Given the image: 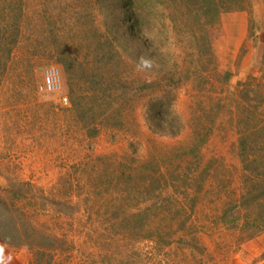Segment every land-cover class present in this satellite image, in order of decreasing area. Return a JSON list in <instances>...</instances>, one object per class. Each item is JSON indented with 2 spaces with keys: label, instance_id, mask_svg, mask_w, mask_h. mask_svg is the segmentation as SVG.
<instances>
[{
  "label": "rangeland",
  "instance_id": "obj_1",
  "mask_svg": "<svg viewBox=\"0 0 264 264\" xmlns=\"http://www.w3.org/2000/svg\"><path fill=\"white\" fill-rule=\"evenodd\" d=\"M19 2L20 40L10 55L11 46L0 48V186L32 185L22 187L35 204L26 212L66 243L52 264H190V252L204 264L251 260L243 245L255 231L241 229L264 205L244 199L249 175L239 144L245 109L257 103L239 92L252 80L264 92V0L221 15L211 56L198 52L196 19L181 0L154 2L145 43L125 32L119 0H6L0 9ZM7 29L2 22L3 41L11 40ZM50 65L61 71L69 107L38 91ZM158 105L181 126L178 134L157 118ZM197 184L190 236L187 194L195 196ZM172 201L179 213L149 209ZM225 214L238 229L224 225ZM134 215L151 217L147 230L174 232L172 244L157 248L130 235L125 219ZM165 216L178 220L166 225L158 219ZM5 246L0 264L36 263L33 251Z\"/></svg>",
  "mask_w": 264,
  "mask_h": 264
},
{
  "label": "trees",
  "instance_id": "obj_2",
  "mask_svg": "<svg viewBox=\"0 0 264 264\" xmlns=\"http://www.w3.org/2000/svg\"><path fill=\"white\" fill-rule=\"evenodd\" d=\"M156 1L159 0H119L126 17L123 22V25L127 28L125 32L129 34L131 40L144 41L145 43V38L142 37V34L145 33L146 27L145 18L146 16H150L151 6H153ZM160 1L169 2L170 0ZM173 1L176 2V0H172V2ZM250 1L251 0H181L183 6L186 7V10L188 11V16L191 21L192 18L196 19V23L194 25L191 23V32L195 34L197 39L196 41L202 44L201 47L198 48V52L201 53L202 51L203 54L206 53L205 55L210 54L211 56L210 48L213 46L211 29L218 26L223 13L242 12L252 9ZM0 2L4 4L6 0H0ZM20 3L21 2H19V5L16 3H9L8 9L4 7L3 9H0V26H2V22L7 25L8 29L6 34H9L11 37V40L9 39L8 41H3L2 38H0V48L11 46L10 49L7 50L8 55L11 54L12 47L17 45L21 36L20 22L24 17V13ZM193 42L195 41L193 40ZM204 46L206 47L202 48ZM61 64L65 72L69 71L70 64L68 62L62 61ZM2 65L4 64L2 63ZM254 83L255 81L253 80L246 82L245 85L243 84L244 86L240 88L239 92L240 96L242 95V98H246L250 102L253 99V101L257 103L254 105L250 104L249 109H245L248 119H242V121H240V125L242 123V125H244V129L241 132L239 146L241 151L240 157L244 165V170L247 175H249L247 180V196H244V199L250 200V203L248 204L249 206L251 205L254 208H260L264 205V119L260 118L264 114V92L262 91L263 87L256 86ZM154 85L155 84H151V86ZM157 107L159 108V112L163 110V116L160 114L158 116L159 112H157V118L159 120L162 119V124L170 127L169 131L171 134H178L181 130V126L175 122V120H170L168 118L164 119L163 117L166 116L164 114V110H166V108L159 105ZM220 107L221 106L219 105L217 106L218 109ZM256 114L257 118L254 119ZM253 120H256L258 123L251 126V124L254 123ZM158 127L162 129L164 126L158 125ZM94 133L96 135L97 130H95ZM207 140L208 133L206 136L202 137L201 140H199L197 144L198 146L195 145V147L191 150L192 153H190L196 156L198 150L207 142ZM17 186L21 189L17 188ZM17 186L11 184L7 188H2L0 186V242L15 249L26 248L33 251L34 256H36L35 264H52L55 259V255L64 252L66 243L64 240L49 234L46 226L37 225L36 220H34L36 217L26 212L27 207L34 204V201L31 199L32 196H24L22 187L32 188V185L29 186V184L20 183ZM193 187H195V193L202 189L200 184ZM197 195L198 193L190 199L191 195L187 194V198L189 199L187 207L191 212L189 216H186V234L190 236L195 230H193V227L188 226L187 222L190 220V216L193 214L196 206L198 205ZM172 203L174 205L171 207L169 205L162 204L160 206L152 205L149 209L157 210L162 208L169 210L175 208L174 210H177V213H179V211L182 210V208H180L181 205L178 206V203L173 201ZM259 211L260 213L255 214L251 220H247L246 227L241 229L242 231L250 232L251 230L249 228L251 227L250 225H252L253 228L251 229H253L255 233L249 234V236H247V240L255 239L264 232V210L260 208ZM161 217H158V219H162L160 221L163 223L165 222L166 225L169 224L170 226L171 222L178 220L175 218L176 216ZM132 219L133 221H128L129 218L125 219L126 224L133 226L135 230L131 231L130 235L139 236L141 237V240L155 243V247L157 248H162L166 245L170 246L172 244L173 240L169 239L174 232L167 233L164 229L161 231L160 229H157L156 231L146 229L147 225L151 221V217L149 215H134ZM236 219L237 218L228 219V215L225 214L221 220L224 225L228 226L229 229H238L235 223ZM184 225L185 221L180 224L175 232L182 231L185 228ZM179 241L184 242L183 240ZM192 241L196 242V244H192ZM187 243H189L192 251L200 250L195 238L187 239L186 244ZM190 253V258H187L186 254V259H188L186 262H189L190 264H204V260L198 259L194 255V252ZM200 254L203 255V252Z\"/></svg>",
  "mask_w": 264,
  "mask_h": 264
},
{
  "label": "built area",
  "instance_id": "obj_3",
  "mask_svg": "<svg viewBox=\"0 0 264 264\" xmlns=\"http://www.w3.org/2000/svg\"><path fill=\"white\" fill-rule=\"evenodd\" d=\"M38 91L45 95H57L62 106L69 107L68 96L63 93L62 74L56 65L48 66L43 73V81L38 87Z\"/></svg>",
  "mask_w": 264,
  "mask_h": 264
},
{
  "label": "crops",
  "instance_id": "obj_4",
  "mask_svg": "<svg viewBox=\"0 0 264 264\" xmlns=\"http://www.w3.org/2000/svg\"><path fill=\"white\" fill-rule=\"evenodd\" d=\"M2 247L6 248L5 245L0 244V250L3 249ZM243 249H245L248 254L252 255V259L249 260V258H246L247 260H243L242 262V259L236 257V262H234V264H264V232L256 239L250 241L246 245H243ZM244 253L245 252L242 251V254ZM189 255L191 256V253H189Z\"/></svg>",
  "mask_w": 264,
  "mask_h": 264
}]
</instances>
